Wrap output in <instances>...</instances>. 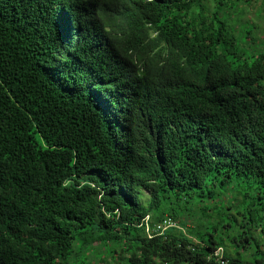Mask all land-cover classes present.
Here are the masks:
<instances>
[{
  "label": "trees",
  "instance_id": "trees-1",
  "mask_svg": "<svg viewBox=\"0 0 264 264\" xmlns=\"http://www.w3.org/2000/svg\"><path fill=\"white\" fill-rule=\"evenodd\" d=\"M261 22L264 0H0V264H264Z\"/></svg>",
  "mask_w": 264,
  "mask_h": 264
},
{
  "label": "built area",
  "instance_id": "built-area-1",
  "mask_svg": "<svg viewBox=\"0 0 264 264\" xmlns=\"http://www.w3.org/2000/svg\"><path fill=\"white\" fill-rule=\"evenodd\" d=\"M175 227V224L171 219L164 217L158 224L155 225V227L150 231L148 229V226L145 227V231L150 235H161L164 233L168 228ZM223 251L221 248H218L214 253L213 257L215 258V261L218 262V264H225V261L223 259Z\"/></svg>",
  "mask_w": 264,
  "mask_h": 264
},
{
  "label": "rangeland",
  "instance_id": "rangeland-1",
  "mask_svg": "<svg viewBox=\"0 0 264 264\" xmlns=\"http://www.w3.org/2000/svg\"><path fill=\"white\" fill-rule=\"evenodd\" d=\"M258 7H256V6H252V7H250V8H248L247 9V11H246V14H244V16L243 17H248V18H250L252 21H254V19H255V12L256 11H258ZM257 21H259V20H257ZM260 25H262V26H264V24H263V22H261L260 23ZM244 184H242V186H243ZM88 253V255H87V257H84L82 254H79L77 257H76V259H77V262L76 263H79V262H81L82 260H88V261H93V263L91 262V264H104V262H100L99 260H98V255H96V251L95 250H93V251H90V252H87ZM101 253H102V251H101ZM106 254V253H105ZM108 264H114V263H112V262H110L109 260H108Z\"/></svg>",
  "mask_w": 264,
  "mask_h": 264
}]
</instances>
